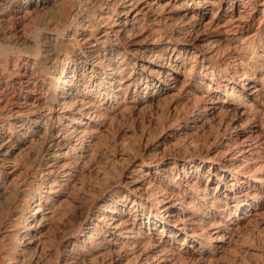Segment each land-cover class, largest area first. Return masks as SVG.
Segmentation results:
<instances>
[{"label":"bare ground","instance_id":"bare-ground-1","mask_svg":"<svg viewBox=\"0 0 264 264\" xmlns=\"http://www.w3.org/2000/svg\"><path fill=\"white\" fill-rule=\"evenodd\" d=\"M257 237L264 0H0V264H264Z\"/></svg>","mask_w":264,"mask_h":264},{"label":"rangeland","instance_id":"rangeland-1","mask_svg":"<svg viewBox=\"0 0 264 264\" xmlns=\"http://www.w3.org/2000/svg\"><path fill=\"white\" fill-rule=\"evenodd\" d=\"M122 124H125V125H126V126H125V125L121 126L122 128H124V127L128 128V126H129V125H127V123H125V122L122 123ZM122 124H121V125H122ZM119 127H120V126H119ZM119 127H118V128L116 127V129H113L112 135H110V138H111V139L114 138V136L116 135V132H115V131H117V129H119ZM126 128H125V129H126ZM120 129H121V128H120ZM114 133H115V134H114ZM111 136H112V137H111ZM257 238H258L260 241H258V240L256 239V241H255V245H256V246L254 245V248H255V250H257V249L260 250L262 247H264V245H262V244H264V241H263V240H264V237H261L262 239H260V237H257ZM259 242H260V243H259ZM257 243H258V244H257ZM259 245H260V246H259ZM257 246H258V247H257ZM261 246H262V247H261ZM252 247H253V246H252ZM259 247H260V248H259ZM254 248H253V249H254ZM263 249H264V248H263Z\"/></svg>","mask_w":264,"mask_h":264}]
</instances>
